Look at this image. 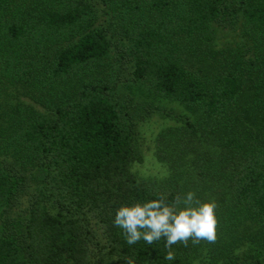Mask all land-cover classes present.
<instances>
[{
	"label": "trees",
	"instance_id": "16d2710c",
	"mask_svg": "<svg viewBox=\"0 0 264 264\" xmlns=\"http://www.w3.org/2000/svg\"><path fill=\"white\" fill-rule=\"evenodd\" d=\"M151 114L179 123L152 140L159 179L134 171ZM188 192L238 208L254 250L114 224ZM0 264H264V0H0Z\"/></svg>",
	"mask_w": 264,
	"mask_h": 264
},
{
	"label": "clouds",
	"instance_id": "9594fccd",
	"mask_svg": "<svg viewBox=\"0 0 264 264\" xmlns=\"http://www.w3.org/2000/svg\"><path fill=\"white\" fill-rule=\"evenodd\" d=\"M194 194L188 192L183 200L177 198L166 203L163 197L143 203L121 206L115 214L114 224L123 230L127 244L140 240L147 244L164 238L165 247L170 248L177 241L195 239H215L216 217L213 201L194 205ZM174 260L168 251L164 257Z\"/></svg>",
	"mask_w": 264,
	"mask_h": 264
},
{
	"label": "rangeland",
	"instance_id": "374dc122",
	"mask_svg": "<svg viewBox=\"0 0 264 264\" xmlns=\"http://www.w3.org/2000/svg\"><path fill=\"white\" fill-rule=\"evenodd\" d=\"M241 37L242 36L239 29L219 31L217 33L213 50H220L224 47H237V45H239L242 41ZM145 100L151 101L153 105L156 103L153 97H147ZM162 104L167 110H173L175 113H187L188 116H192L191 113L187 112L182 106L176 103L162 102ZM177 124L179 123L163 119L157 114H151V116H149V118L143 122L142 136L145 138V141L141 145L143 163L137 165L134 168V171H136L140 177L159 179L166 175L164 167L158 163L153 151L151 150L152 140L164 129L168 128L169 126H178ZM239 215L240 211L238 208L233 206L232 208L227 207L224 209V213L219 217L215 213V217L217 216L216 225H218V230H220L219 227H222L224 230L223 236L225 237L226 235H230V233L232 234L238 244V247H236L235 250L240 254L246 253V251H249V249L254 250L256 244L252 241L253 239H251L255 234L254 226L250 223L242 224L243 222L241 221ZM225 230H229V232H225Z\"/></svg>",
	"mask_w": 264,
	"mask_h": 264
}]
</instances>
